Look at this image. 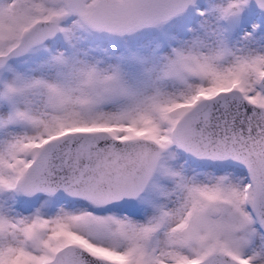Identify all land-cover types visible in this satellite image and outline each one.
Instances as JSON below:
<instances>
[{"label": "snow or ice", "instance_id": "obj_1", "mask_svg": "<svg viewBox=\"0 0 264 264\" xmlns=\"http://www.w3.org/2000/svg\"><path fill=\"white\" fill-rule=\"evenodd\" d=\"M0 264H264V0H0Z\"/></svg>", "mask_w": 264, "mask_h": 264}]
</instances>
